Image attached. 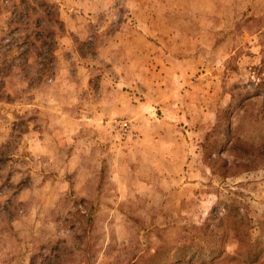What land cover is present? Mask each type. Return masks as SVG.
<instances>
[{
  "label": "rangeland",
  "instance_id": "1",
  "mask_svg": "<svg viewBox=\"0 0 264 264\" xmlns=\"http://www.w3.org/2000/svg\"><path fill=\"white\" fill-rule=\"evenodd\" d=\"M45 1L0 0V264H264V0Z\"/></svg>",
  "mask_w": 264,
  "mask_h": 264
},
{
  "label": "trees",
  "instance_id": "2",
  "mask_svg": "<svg viewBox=\"0 0 264 264\" xmlns=\"http://www.w3.org/2000/svg\"><path fill=\"white\" fill-rule=\"evenodd\" d=\"M28 2H31V5H26ZM21 4H23V6H27L26 7V10L24 12V14H21L20 12L17 14V22L20 23V21L22 22L24 19H25V15H29V11L30 10H33V11H37V13L43 15L44 17L48 18V21L50 23V20L53 18L57 21L56 19V16H55V13H56V10H55V6L52 5V4H49L47 3L45 0H21ZM43 21L42 19H39V22ZM47 28H50L51 25L48 24L46 26ZM52 50V48L50 49V51ZM228 110L230 109H227L226 111H224L221 115H220V120H223L226 116H227V112ZM220 129L219 132L220 134L223 132V131H226L227 133H230V127L229 125H227L225 128L224 126H215V128L213 129L216 130V129ZM228 145V143L226 142V146ZM211 148L215 151V150H221V147H220V143L217 139H214L211 143ZM246 146V145H245ZM226 149H223V150H228L232 153H238V152H242V153H247L249 152L250 150V147L246 146V147H242V146H232V147H225ZM242 164L241 163H232L230 165V167H226V164L224 163L223 165V168L225 170V173L226 174V171L229 170V169H233V168H237V167H240ZM234 174V173H233ZM233 174H229V176L233 175ZM223 176H226V175H223ZM155 264H158V263H155Z\"/></svg>",
  "mask_w": 264,
  "mask_h": 264
},
{
  "label": "crops",
  "instance_id": "3",
  "mask_svg": "<svg viewBox=\"0 0 264 264\" xmlns=\"http://www.w3.org/2000/svg\"><path fill=\"white\" fill-rule=\"evenodd\" d=\"M178 28V27H177ZM141 32H146V29H143V31H141ZM141 32H139L137 35L139 36V40L142 42V41H144V36L143 35H141L140 33ZM180 32H179V30H177V32L175 33V34H179ZM175 36V35H174ZM143 37V38H142ZM185 44H187V43H185ZM176 46H177V48H179V49H181L182 48V46H184V45H182V44H175ZM101 55V53H99V56ZM166 88H164V90H165ZM163 90V91H164ZM193 90H195V89H193ZM193 90H191V91H189V90H184L183 91V96H185V95H187L188 93H192V91ZM209 92L207 91V94H208ZM204 94H206V91H204ZM173 97H174V93L172 92V93H170V91L169 92H165V94L163 95V100L162 101H160V103L161 104H164V108H166V106L167 105H171V106H173L174 104H170V103H173ZM175 98V97H174ZM201 104H205L204 106L203 105H199L201 108H199V110L197 111V113H199L200 112V109H202L201 110V113H202V115H201V117H199V116H195V115H191L190 116V120H189V122H192V125L193 126H195L196 127V125L198 124V128H201V127H203L205 124H204V121L206 120L205 118H203L204 116H206L207 114H208V112L210 111L209 110V108H206V105H208L206 102H201ZM185 107H186V109L187 110H189V108H190V105H192L191 104V102H185ZM193 106V105H192ZM193 109V108H192ZM187 112H185V114H186ZM189 116V115H188ZM197 118H199V121H197L196 119ZM157 169H158V166H157ZM179 171H180V168H179ZM188 176H190V175H199V173H200V171H196V169H194V168H192V167H190V168H188ZM191 186H195V185H197V183L195 182L194 184H190ZM184 186H186V185H184Z\"/></svg>",
  "mask_w": 264,
  "mask_h": 264
},
{
  "label": "built area",
  "instance_id": "4",
  "mask_svg": "<svg viewBox=\"0 0 264 264\" xmlns=\"http://www.w3.org/2000/svg\"><path fill=\"white\" fill-rule=\"evenodd\" d=\"M121 127H122L123 129H126V128H127V124H126V123H123Z\"/></svg>",
  "mask_w": 264,
  "mask_h": 264
}]
</instances>
